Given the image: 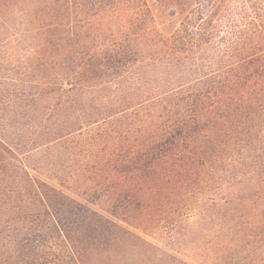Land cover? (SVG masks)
Instances as JSON below:
<instances>
[{"label":"trees","instance_id":"1","mask_svg":"<svg viewBox=\"0 0 264 264\" xmlns=\"http://www.w3.org/2000/svg\"><path fill=\"white\" fill-rule=\"evenodd\" d=\"M241 186L264 0H0V264H88Z\"/></svg>","mask_w":264,"mask_h":264},{"label":"rangeland","instance_id":"2","mask_svg":"<svg viewBox=\"0 0 264 264\" xmlns=\"http://www.w3.org/2000/svg\"><path fill=\"white\" fill-rule=\"evenodd\" d=\"M245 189L235 200L222 194L203 203L193 216L179 218L174 231L151 225L143 240L112 246L88 264H264V192Z\"/></svg>","mask_w":264,"mask_h":264}]
</instances>
